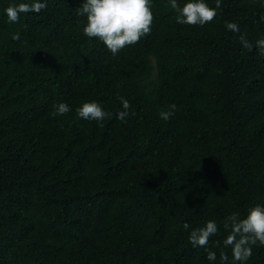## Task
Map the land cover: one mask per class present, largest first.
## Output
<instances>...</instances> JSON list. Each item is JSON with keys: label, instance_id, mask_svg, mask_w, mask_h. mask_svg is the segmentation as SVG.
Returning a JSON list of instances; mask_svg holds the SVG:
<instances>
[{"label": "trees", "instance_id": "16d2710c", "mask_svg": "<svg viewBox=\"0 0 264 264\" xmlns=\"http://www.w3.org/2000/svg\"><path fill=\"white\" fill-rule=\"evenodd\" d=\"M13 2L0 0V264H220L221 248L239 264L222 222L264 206V0H222L203 26L152 0L150 35L117 55L84 35L85 0L10 23ZM92 101L111 116L80 118ZM59 103L71 111L53 116ZM209 220L218 233L193 247ZM252 253L264 264V246Z\"/></svg>", "mask_w": 264, "mask_h": 264}, {"label": "clouds", "instance_id": "9594fccd", "mask_svg": "<svg viewBox=\"0 0 264 264\" xmlns=\"http://www.w3.org/2000/svg\"><path fill=\"white\" fill-rule=\"evenodd\" d=\"M170 7L176 11V23L183 25L203 26L211 23L221 9L222 0H215V7H209L205 0H188L181 7L177 0H169ZM47 8V0H20L10 3L6 9V15L10 23H18L21 14L40 13ZM152 0H85L77 10V15L86 18L83 33L88 38L101 41L112 55H117L122 49L138 43L143 37L150 35L154 22L152 12ZM264 22V15L260 17ZM226 28L239 33V25L234 22H226ZM14 40H19L18 33L13 34ZM240 43L249 51L253 45L246 38V34H240ZM256 47L260 55H264V38L257 40ZM123 110L117 114V118L124 121L129 116L131 107L128 100L120 97ZM176 105L169 110L162 111L160 117L169 120L175 114ZM71 111L66 103H59L53 116L65 115ZM77 114L85 120L103 121L111 116L97 102H85L77 109ZM223 228L228 232L223 241V247H231L233 262L246 264L252 256L254 246H264V206L252 207L247 215L241 218L238 212H233L223 220ZM185 230L190 228L188 223L183 225ZM219 231V225L215 220H209L204 226L190 231L189 242L193 247L207 248L211 237ZM214 246L220 247V241H214ZM207 259L215 262L216 252L208 251ZM220 264H228V256L221 248L219 256Z\"/></svg>", "mask_w": 264, "mask_h": 264}]
</instances>
